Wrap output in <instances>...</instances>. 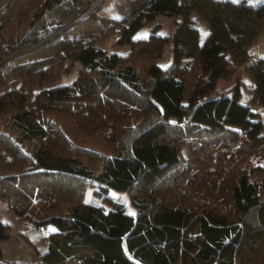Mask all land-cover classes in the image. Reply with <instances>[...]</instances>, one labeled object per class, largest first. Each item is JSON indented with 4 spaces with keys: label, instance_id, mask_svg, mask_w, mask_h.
<instances>
[{
    "label": "trees",
    "instance_id": "trees-1",
    "mask_svg": "<svg viewBox=\"0 0 264 264\" xmlns=\"http://www.w3.org/2000/svg\"><path fill=\"white\" fill-rule=\"evenodd\" d=\"M161 14L180 20L160 74L149 57L142 78L102 48L113 38L144 54L155 34L134 36ZM262 33L264 3L246 0H0V200L34 228L54 227L41 264H264V180L251 177H264V126L230 95L182 103L231 77L230 62L214 67L222 51L264 108V56L250 53ZM66 62L95 76L56 84ZM186 142L199 157L182 164ZM222 146L232 163L246 156L245 171L210 168ZM90 187L103 203L85 200Z\"/></svg>",
    "mask_w": 264,
    "mask_h": 264
},
{
    "label": "rangeland",
    "instance_id": "rangeland-1",
    "mask_svg": "<svg viewBox=\"0 0 264 264\" xmlns=\"http://www.w3.org/2000/svg\"><path fill=\"white\" fill-rule=\"evenodd\" d=\"M246 1L252 5L264 3V0ZM107 10L108 9L106 8H102V12L105 14H107L105 12ZM193 18L196 19L195 15H193ZM179 20L180 19L177 17H170L161 14L158 15L153 22L140 29L135 34V39L148 40L152 34H155L153 36L154 39L151 40V44L148 43V45L144 46V49H142L144 54H137L138 52H132L130 47L117 45L113 38L102 42L101 46L106 52H115L128 63L133 64L139 70L142 78H144L147 68V61L145 59L149 57V60H151L150 62H155L153 67L154 73L158 75L169 68L173 62L174 50L176 48V45L173 42V33ZM196 27L199 30V41L202 42L208 32V26L206 23L197 20ZM157 35L162 38L164 37L165 40L163 42L155 40ZM250 53L252 56H264V33H262V35L254 41ZM218 55L219 57L221 56L220 58L222 59V63L215 65L214 67L219 69L226 63L225 61L230 62L232 71L231 77L227 80L213 79V89H208L206 86L196 87L190 102L183 101L182 103L188 105L189 103H195L211 96H220L224 94L230 95L237 98L243 104H249L252 110L256 111L257 119L261 121L262 126H264V108H261L258 106L256 101H253V90L251 89L252 81L245 70V66L236 64L229 55L226 56L222 51L218 53ZM201 60L206 66L207 74L212 69L213 56L204 53ZM65 68L66 71L56 81V84L72 83L80 75H83L86 79L87 77L95 76L94 73L85 71L78 62H66L63 69ZM115 116H117V114H114V117ZM5 122L6 121L3 119L0 120V130L9 131ZM226 126L233 130L238 129L237 126L232 124L227 123ZM261 133L264 135V129H262ZM192 157L196 158L199 156H197V153L194 154L190 143L186 142L180 147L179 158L181 163H190ZM244 157L246 156L239 157L238 160L232 163V160L230 159V147L222 146L218 150L214 151V160L209 163V166L211 169H216L220 166V168H222L225 172L228 169L230 170L234 164H239V170H241L240 172H243L247 167V164L244 163L246 162V158ZM193 160H198V158ZM86 161H88V159ZM250 162L256 164V159L251 158ZM251 177L264 180V177L261 178L256 174ZM93 190V187L88 188L85 196L86 201H94V198L92 197ZM109 195L114 201L116 200L122 202L128 213L134 214L135 210L133 209L127 194L110 191ZM94 202L103 203L99 200ZM0 220L3 223H6L9 228V237L0 242V261L5 262L6 264H41L40 256L46 251L48 246L47 233L54 231V227L49 226L47 230L34 228L27 219L14 215L6 205V202L2 200H0ZM260 262H262V259Z\"/></svg>",
    "mask_w": 264,
    "mask_h": 264
}]
</instances>
